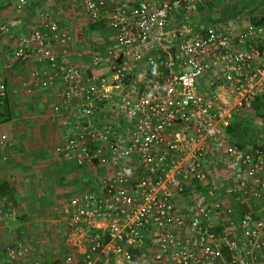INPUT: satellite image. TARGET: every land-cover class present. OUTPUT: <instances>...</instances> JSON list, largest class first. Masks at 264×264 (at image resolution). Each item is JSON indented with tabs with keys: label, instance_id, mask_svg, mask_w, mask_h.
Instances as JSON below:
<instances>
[{
	"label": "built area",
	"instance_id": "built-area-1",
	"mask_svg": "<svg viewBox=\"0 0 264 264\" xmlns=\"http://www.w3.org/2000/svg\"><path fill=\"white\" fill-rule=\"evenodd\" d=\"M65 1L112 31L89 51V67L104 70L70 61L71 36L46 10L19 30L11 55L45 63L51 74L30 73L41 86L62 82L53 110L69 106L72 124L57 153L101 168L99 190L68 201L62 264H264V120L252 144L226 131L264 99V0L225 29L189 22L214 0ZM21 23L0 20V37ZM5 97L0 72V106ZM22 256L7 244L1 264Z\"/></svg>",
	"mask_w": 264,
	"mask_h": 264
},
{
	"label": "crops",
	"instance_id": "crops-1",
	"mask_svg": "<svg viewBox=\"0 0 264 264\" xmlns=\"http://www.w3.org/2000/svg\"><path fill=\"white\" fill-rule=\"evenodd\" d=\"M14 4V0H0V20L7 22L12 18L20 17L22 22L20 28L11 26L9 33L0 37L2 62L0 72L5 85V104L9 116L6 121H0V135L5 136L3 140H0V186H5L11 194V199L0 194V244L3 242L0 245V264L2 247L12 239L9 236L10 233L14 232L15 235L22 236L20 220L24 219L26 223L33 224L34 232L29 235V238L33 241L34 247L45 246L46 244L42 243L46 242L48 237L53 238L51 234L41 235L39 232L41 229L39 230L38 227L48 221L46 210H56V197L62 198L58 202V218L49 220V223L58 226V229H53L57 232L61 231L59 237L65 246L68 232L66 222L70 210L69 199L86 190L97 192L101 177L100 167L77 166L71 158L58 154L56 151L68 135L72 124L69 106H62L57 112L53 110L56 100L55 91L62 87L60 78L54 75L51 86H41L37 80L30 77V73L38 70L42 73L40 77L43 78L49 72L45 63H37L31 58L11 60L19 30H23L25 25L38 24L40 22L38 14L46 10L50 13L49 17L57 21L59 26L71 36L69 44L63 47L70 61L76 65H83L89 71L104 70L103 67L95 69L89 67L91 60L89 51L94 53L96 50L91 49L92 45H88L80 37L83 23L79 21L87 22L86 17L77 4L65 0H33L22 12H18ZM55 4L60 6L56 8ZM239 11L241 10L236 13ZM245 11L239 13L245 16L247 15ZM205 17V11L197 12L190 15L189 22L197 23L198 27L208 26L213 19L209 16ZM106 30L110 31L108 28ZM93 34L92 38H100L108 42L113 33L105 37L98 35L97 31H93ZM96 45H98L95 46L97 48L102 46L98 42ZM57 52L59 55L62 54L58 49ZM45 71L48 72L43 74ZM22 81L28 83L29 93L23 92ZM0 109H2L0 112L4 111L2 105ZM11 205L21 210L23 216L19 221L7 219V212ZM42 210L45 217L39 214ZM5 240L7 241L4 242ZM19 264H58V262L50 251L34 249Z\"/></svg>",
	"mask_w": 264,
	"mask_h": 264
},
{
	"label": "rangeland",
	"instance_id": "rangeland-1",
	"mask_svg": "<svg viewBox=\"0 0 264 264\" xmlns=\"http://www.w3.org/2000/svg\"><path fill=\"white\" fill-rule=\"evenodd\" d=\"M259 0H232V1H228V2H224V3H219V1L216 3L213 1V3H210L206 5L205 8V14L207 18L208 16L211 17L213 20V22H210L211 25H215L217 27H220V29H225L226 26L229 25H233V24H238L243 22V20L245 19V17L252 14L254 11H256L258 9V4H259ZM60 6V5H59ZM57 4L54 5V7L58 8L59 7ZM245 6V8H244ZM217 8V9H216ZM238 10H246V14L247 15H243V13H239L241 11H239L238 13H236ZM220 11V12H219ZM242 15V16H237V15ZM245 14V13H244ZM82 16V15H81ZM244 16V17H243ZM83 24H81V26L83 27V29H81V33L82 35H80L81 38L84 39L85 43H88V45H92L94 46V48L91 49L96 50L98 52H101L102 49L100 47H95L98 46L96 45V39L92 38V36L94 37V34L92 31H89L87 28L88 24L87 22H85L84 20L79 21ZM197 23H194L193 25H196ZM75 25V23H74ZM102 28V27H101ZM109 30V29H108ZM98 35H102V36H109L111 34V30L108 32L106 30V28H102V29H98L97 30ZM96 35V33H95ZM243 118H241V122L242 120H244V122H246V124L249 126L250 129H257V126L259 125V121L260 119L257 117H254L249 111H244L242 112L241 115ZM97 185V184H96ZM62 198L61 197H56L55 198V202H56V210H46V214L48 218L47 222H44L41 226H39V232L42 235L43 233L46 234H51L53 235V238L50 239L48 237V240L46 242H43L42 244H46L45 246L41 245V247H34V245L32 244L33 241H30L29 235L34 232L32 228H34L33 224H29L26 223V221L20 220L21 223L20 228H21V235L19 237V235H15L14 232L10 233V237L12 239H10V241L5 240L4 242L7 241V243L4 244H16V243H20L21 247L23 248V256L20 262H23L26 259V256L30 253L33 252V250H39V251H43V250H48L50 251V253H53L55 255L56 258V262H58V264H62V258L65 254L69 253L70 249L68 247V245L66 244L65 246L62 244L63 241L61 240V238L59 237L60 232L61 231H55L53 228L58 229V226L53 225L51 223H49V220H53L55 218H58V202L61 201ZM9 212H7V219L12 220V221H19L20 217H22L23 215H21V210L13 207L11 205V208H9L8 210ZM42 217H45L43 215V210L39 213ZM48 223V224H47ZM51 224V225H50ZM14 236V237H13ZM56 240V241H55ZM40 241V240H38ZM43 241V240H42ZM3 243V242H2ZM1 243V244H2ZM41 243V242H40ZM66 243V242H65ZM0 244V245H1ZM3 248V247H2ZM45 252V251H44ZM149 264H166L165 262H156V261H150Z\"/></svg>",
	"mask_w": 264,
	"mask_h": 264
},
{
	"label": "trees",
	"instance_id": "trees-1",
	"mask_svg": "<svg viewBox=\"0 0 264 264\" xmlns=\"http://www.w3.org/2000/svg\"><path fill=\"white\" fill-rule=\"evenodd\" d=\"M88 30L90 31H97L99 28L102 29L105 27V25L100 22L97 24H88ZM102 27V28H101ZM196 27V26H195ZM3 110L0 112V121H6L9 116L6 109L5 100H3L2 103ZM2 110V109H0ZM249 112L254 116L259 118L261 121L264 120V99L262 96L257 97L251 104ZM242 114H237L234 116V118L231 121L230 126L227 128V134L229 136V141L233 142L236 145H245V144H252L255 142V135L256 130L250 129L249 126L242 120L243 118L241 116ZM0 194L6 195L8 198L11 199V194L8 192V190L5 188V186H0ZM108 264H112V261L108 262Z\"/></svg>",
	"mask_w": 264,
	"mask_h": 264
}]
</instances>
